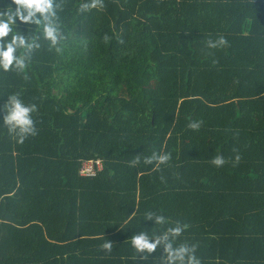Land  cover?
Listing matches in <instances>:
<instances>
[{
  "label": "trees",
  "instance_id": "obj_1",
  "mask_svg": "<svg viewBox=\"0 0 264 264\" xmlns=\"http://www.w3.org/2000/svg\"><path fill=\"white\" fill-rule=\"evenodd\" d=\"M86 2L57 0L63 39L0 70L36 127H0V264H161L129 243L162 231L148 213L198 264H264V0Z\"/></svg>",
  "mask_w": 264,
  "mask_h": 264
},
{
  "label": "clouds",
  "instance_id": "obj_2",
  "mask_svg": "<svg viewBox=\"0 0 264 264\" xmlns=\"http://www.w3.org/2000/svg\"><path fill=\"white\" fill-rule=\"evenodd\" d=\"M102 6V0H87L81 7L87 10ZM59 7L57 0H0V70L7 71L11 67L23 73L32 53L40 48L42 41L56 47L63 39L57 21ZM223 43V38H217L209 40L207 47L214 48ZM34 112V104L26 103L19 94H11L0 103V127L6 128L15 137L16 143H23L27 137L36 134ZM189 126L196 129L199 125L191 123ZM169 158L167 153H154L147 158V162L155 161L159 165ZM211 163L219 167L224 160L217 156ZM145 219L151 220L153 226L162 231L156 235L154 231L141 230L132 235L129 243L135 250L151 253L162 247L166 255L161 264H198L189 247L175 243L184 231V225L167 226V217L152 213L146 214Z\"/></svg>",
  "mask_w": 264,
  "mask_h": 264
},
{
  "label": "built area",
  "instance_id": "obj_3",
  "mask_svg": "<svg viewBox=\"0 0 264 264\" xmlns=\"http://www.w3.org/2000/svg\"><path fill=\"white\" fill-rule=\"evenodd\" d=\"M102 171V162L99 159L83 161L79 168V176L94 178Z\"/></svg>",
  "mask_w": 264,
  "mask_h": 264
}]
</instances>
